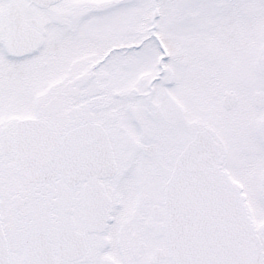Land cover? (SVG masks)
<instances>
[{
	"label": "snow or ice",
	"instance_id": "snow-or-ice-1",
	"mask_svg": "<svg viewBox=\"0 0 264 264\" xmlns=\"http://www.w3.org/2000/svg\"><path fill=\"white\" fill-rule=\"evenodd\" d=\"M0 264H264V0H0Z\"/></svg>",
	"mask_w": 264,
	"mask_h": 264
}]
</instances>
